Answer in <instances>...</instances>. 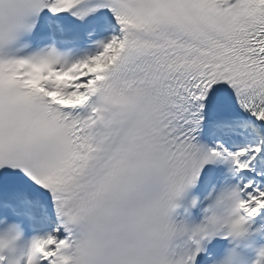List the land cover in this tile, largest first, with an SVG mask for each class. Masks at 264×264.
<instances>
[{
	"label": "snow or ice",
	"instance_id": "6c2138e0",
	"mask_svg": "<svg viewBox=\"0 0 264 264\" xmlns=\"http://www.w3.org/2000/svg\"><path fill=\"white\" fill-rule=\"evenodd\" d=\"M0 264H264V0H0Z\"/></svg>",
	"mask_w": 264,
	"mask_h": 264
}]
</instances>
